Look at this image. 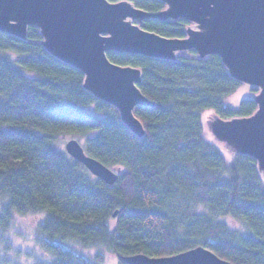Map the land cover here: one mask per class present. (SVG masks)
I'll return each mask as SVG.
<instances>
[{
  "label": "trees",
  "instance_id": "1",
  "mask_svg": "<svg viewBox=\"0 0 264 264\" xmlns=\"http://www.w3.org/2000/svg\"><path fill=\"white\" fill-rule=\"evenodd\" d=\"M131 1L150 12L166 8L160 0ZM189 25L141 23L180 38ZM42 41L37 27L26 40L0 32V244L15 215L44 213L36 242L53 257L45 264H103L108 254L127 264L123 256H172L196 246L234 264H264V176L248 155L227 158L203 123L207 111L230 119L257 109L248 96L228 104L243 83L220 57L109 52L113 62L141 69L139 87L155 102L135 108L146 129L138 137L115 106L84 88V74ZM63 135L78 136L88 155L123 168L116 183L59 149ZM226 217L241 221L244 231ZM78 248L98 251L87 257Z\"/></svg>",
  "mask_w": 264,
  "mask_h": 264
},
{
  "label": "water",
  "instance_id": "2",
  "mask_svg": "<svg viewBox=\"0 0 264 264\" xmlns=\"http://www.w3.org/2000/svg\"><path fill=\"white\" fill-rule=\"evenodd\" d=\"M160 1L166 8L150 12L131 0H0V32L26 40L30 27L39 28L44 48L81 71L84 88L115 106L138 137L146 129L135 108L155 106V102L139 87L141 69L117 64L108 53L165 60H177L179 53L190 50L200 58L219 56L232 78L260 92L251 98L257 103L254 113L230 119L213 113L208 128L219 142L254 158L264 176V0ZM148 19H183L191 25L185 37H167L144 29L141 23ZM65 150L105 183L114 185L118 180L120 170L88 155L78 139L68 140ZM117 214L118 210L113 216ZM122 260L127 264H234L203 246L172 256L136 253Z\"/></svg>",
  "mask_w": 264,
  "mask_h": 264
},
{
  "label": "rangeland",
  "instance_id": "3",
  "mask_svg": "<svg viewBox=\"0 0 264 264\" xmlns=\"http://www.w3.org/2000/svg\"><path fill=\"white\" fill-rule=\"evenodd\" d=\"M193 26H195V24H193ZM181 53H179V55ZM13 57L15 58V55H13ZM259 92L260 89H254L251 85L243 84V86L228 99V104L237 105L240 99L247 96L255 98ZM90 110H92V108H90ZM212 115V111H207L203 114L206 135L210 140L218 144L223 153L230 159L236 153L235 147L230 144L219 142L211 132V129L208 128L207 123H209ZM71 138H76L82 144L84 143V140L78 136L63 135L57 139V147L61 150H65V144ZM113 169L116 171L120 170L118 168ZM123 170L124 169L121 168L119 173ZM44 217V213L27 214L24 216L15 215L13 225L4 234L3 241L0 244V264H45L53 260V257L47 254L36 242L37 228ZM222 220L227 222L231 228L244 231V224L241 221H234L231 217L222 218ZM114 223L115 221H112V225H114ZM78 250L87 257H93L98 251L97 249L80 248H78ZM103 264H119V260L117 257L108 254Z\"/></svg>",
  "mask_w": 264,
  "mask_h": 264
}]
</instances>
